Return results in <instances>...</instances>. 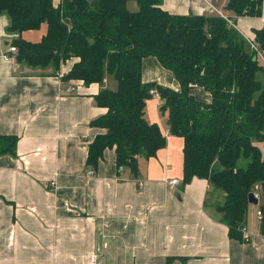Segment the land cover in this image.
<instances>
[{"label": "crops", "instance_id": "0c3cea01", "mask_svg": "<svg viewBox=\"0 0 264 264\" xmlns=\"http://www.w3.org/2000/svg\"><path fill=\"white\" fill-rule=\"evenodd\" d=\"M60 1L53 0L54 7ZM225 3L163 0L161 8L209 16L225 13ZM8 26L9 18L0 14V138L17 140L14 155L0 154V264H89L91 257L96 264H264L260 199L249 203V240L231 239L215 210L224 192L205 179L182 184L183 140L167 135L159 98L147 102L145 118L159 126L165 147L153 158H139L135 176L117 169L114 148L103 152L93 171L86 165L88 146L103 130L90 123L106 113L94 100L99 85L76 83L73 94L63 93L61 75L76 59L57 73L18 63L12 54L7 62L3 54L19 37ZM235 29L252 41L264 29V1L261 16L237 18ZM45 33L43 24L20 38L36 43ZM141 79L180 89L154 57L142 60ZM105 86L114 90L116 84L107 78ZM192 93L210 102L203 90ZM172 179L179 184L169 189Z\"/></svg>", "mask_w": 264, "mask_h": 264}, {"label": "trees", "instance_id": "16d2710c", "mask_svg": "<svg viewBox=\"0 0 264 264\" xmlns=\"http://www.w3.org/2000/svg\"><path fill=\"white\" fill-rule=\"evenodd\" d=\"M134 1L137 11L127 4ZM264 0H226V19L218 15H173L163 0H0V14L9 18L7 31L19 37L15 60L32 68L52 67L76 59L61 78L98 84L94 96L105 115L91 126L103 130L89 144L86 165L97 169L106 149L116 153L115 165L137 175L139 158H153L165 147L158 125L145 118L151 90L159 96L167 135L183 140V179H205L224 192L215 205L231 239L241 242L248 194L260 193V233L264 236V29L249 42L236 29L240 17H259ZM232 23V25L229 24ZM46 33L39 42L20 38L26 31ZM154 57L179 83L178 91L143 83L141 63ZM107 78L116 86H105ZM201 89L209 103L198 101ZM0 154H15V137L0 138ZM259 145H262V149Z\"/></svg>", "mask_w": 264, "mask_h": 264}, {"label": "built area", "instance_id": "2783aa9c", "mask_svg": "<svg viewBox=\"0 0 264 264\" xmlns=\"http://www.w3.org/2000/svg\"><path fill=\"white\" fill-rule=\"evenodd\" d=\"M214 11H215L216 15L222 17L223 19H226V15L223 12H219V11H216V10H214ZM229 24L232 25L231 22H229ZM249 42H250V40H249ZM250 46H251V49H253L254 51H256V53L258 55V58L264 63V57L262 56L261 53H259L257 47L255 45H253L252 42H250ZM16 53H17V48L14 47V46L9 45L6 48L5 53L3 54V58L8 62V61L11 60V54L12 55H15ZM63 76L61 75V78ZM76 83H82V81H76V80H69V81H67V83H65L66 85H65V87L63 89L64 90L63 93H65V94H73L76 91V87L78 86V84H76ZM150 94L152 96H154L155 98H159V96H158V94H157V92L155 90H151L150 91ZM178 184H179V182L177 180L172 179V180H169L167 182V187L169 189H174V188H176L178 186ZM253 195H254V197L256 199H260V193L258 191L257 192L254 191L253 192ZM256 215H257L258 219L260 220L262 214H261V211L259 209H257ZM241 231H242L243 241L247 242L249 240V233L246 230V226L245 225L242 226ZM89 264H96L95 257H91Z\"/></svg>", "mask_w": 264, "mask_h": 264}, {"label": "water", "instance_id": "95a60500", "mask_svg": "<svg viewBox=\"0 0 264 264\" xmlns=\"http://www.w3.org/2000/svg\"><path fill=\"white\" fill-rule=\"evenodd\" d=\"M261 188L264 190V184L261 185ZM248 202L253 205L257 204V199L254 197L253 192L248 194Z\"/></svg>", "mask_w": 264, "mask_h": 264}, {"label": "rangeland", "instance_id": "374dc122", "mask_svg": "<svg viewBox=\"0 0 264 264\" xmlns=\"http://www.w3.org/2000/svg\"><path fill=\"white\" fill-rule=\"evenodd\" d=\"M137 9H138V7H137V5H136V3L134 2V1H132V2H130L129 4H128V10L129 11H131V12H135V11H137ZM261 61V60H260ZM261 64H263L264 65V63L261 61ZM152 99H155V97L153 96V98Z\"/></svg>", "mask_w": 264, "mask_h": 264}]
</instances>
